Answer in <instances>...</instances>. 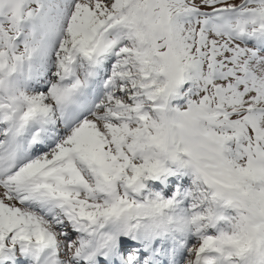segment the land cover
Returning a JSON list of instances; mask_svg holds the SVG:
<instances>
[{
	"label": "snow or ice",
	"instance_id": "snow-or-ice-1",
	"mask_svg": "<svg viewBox=\"0 0 264 264\" xmlns=\"http://www.w3.org/2000/svg\"><path fill=\"white\" fill-rule=\"evenodd\" d=\"M0 264H264V0H0Z\"/></svg>",
	"mask_w": 264,
	"mask_h": 264
}]
</instances>
